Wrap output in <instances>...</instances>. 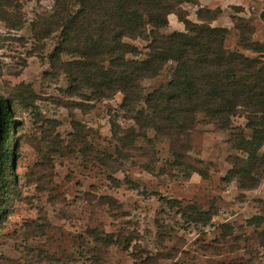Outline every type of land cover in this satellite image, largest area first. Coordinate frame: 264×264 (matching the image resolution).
Wrapping results in <instances>:
<instances>
[{
  "label": "rangeland",
  "instance_id": "374dc122",
  "mask_svg": "<svg viewBox=\"0 0 264 264\" xmlns=\"http://www.w3.org/2000/svg\"><path fill=\"white\" fill-rule=\"evenodd\" d=\"M7 2L21 28L0 19V95L13 110L0 179V264H264V224L250 220L264 216V176L249 190L224 179L234 157L246 158L234 148L238 134L250 136L246 120L223 130L200 113L180 150L137 125L120 93L95 100L69 91L62 73L46 76L58 37L38 39L33 23L53 0H0V10ZM181 8L195 23L199 8L218 10L206 23L227 30V51L255 56L241 46L242 32L264 43V0ZM184 30L172 13L162 32ZM169 66L142 82L144 93L165 84Z\"/></svg>",
  "mask_w": 264,
  "mask_h": 264
},
{
  "label": "trees",
  "instance_id": "16d2710c",
  "mask_svg": "<svg viewBox=\"0 0 264 264\" xmlns=\"http://www.w3.org/2000/svg\"><path fill=\"white\" fill-rule=\"evenodd\" d=\"M190 1L53 0L50 11L38 15L33 23L38 39L58 37L50 55L51 71L46 76L62 73L69 91L88 94L95 100L120 93L121 109L137 125L142 123L144 131H153L170 145L178 143L180 150L187 146L198 114L223 130L230 129L233 119L244 118L251 133L249 137L238 134L234 148L242 149L246 158L234 157L224 179L235 180L240 188L249 190L264 176V155L258 152L264 142V43L253 42L242 32L241 46L255 56L227 51V30L206 23L218 10L199 8L201 21L195 23L183 15L181 8ZM6 6L0 10V19L12 29H20L19 22L11 18V2ZM172 13L184 23L185 30L165 34L162 29ZM261 18L264 20V13ZM235 27H242L239 21ZM135 41L144 45L139 48ZM62 56H67L66 60ZM168 64L165 84L144 93L142 82L158 78ZM141 103L144 109L138 108ZM0 105L3 181L4 160L8 159L5 139L13 110L1 95ZM194 171L205 175L202 169ZM205 215L209 219L210 215ZM250 220L256 226L264 224V216Z\"/></svg>",
  "mask_w": 264,
  "mask_h": 264
},
{
  "label": "water",
  "instance_id": "95a60500",
  "mask_svg": "<svg viewBox=\"0 0 264 264\" xmlns=\"http://www.w3.org/2000/svg\"><path fill=\"white\" fill-rule=\"evenodd\" d=\"M1 132H2V123H1V105H0V143H1Z\"/></svg>",
  "mask_w": 264,
  "mask_h": 264
}]
</instances>
